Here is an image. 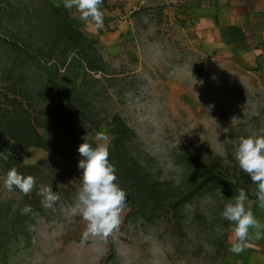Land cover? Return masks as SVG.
I'll return each mask as SVG.
<instances>
[{"label": "rangeland", "instance_id": "1", "mask_svg": "<svg viewBox=\"0 0 264 264\" xmlns=\"http://www.w3.org/2000/svg\"><path fill=\"white\" fill-rule=\"evenodd\" d=\"M101 9L97 28L63 0H0V264H264V208L234 159L264 128V0ZM98 131L126 201L117 230L84 239L78 146ZM11 167L30 193L5 188ZM241 188L260 227L236 254L220 213Z\"/></svg>", "mask_w": 264, "mask_h": 264}, {"label": "clouds", "instance_id": "2", "mask_svg": "<svg viewBox=\"0 0 264 264\" xmlns=\"http://www.w3.org/2000/svg\"><path fill=\"white\" fill-rule=\"evenodd\" d=\"M102 0H63L66 9H75L83 21L91 19L97 28L103 27ZM227 133L228 129H222ZM96 139L101 141L93 146L89 143L86 133L78 146L80 159L78 168L81 186L77 193L76 203L72 211L86 221L82 238L101 236L107 238L118 229L120 212L125 205L126 192L117 182L115 165L109 160L108 137L103 131L96 133ZM6 159V157H0ZM234 159L240 170L245 173L255 185V196L258 206L264 208V128L258 129L239 138L235 147ZM3 184L9 191L13 188L22 193H30L36 187L35 177L24 175L15 167L7 170ZM37 194L42 197L40 203L44 208H51L59 199L58 193L51 185L37 187ZM221 197L224 196L220 191ZM248 194L241 188L238 193L229 198L220 213L222 218L232 222L235 236L230 251L239 254L247 247L250 229H259L260 223L251 208L246 206ZM31 205L21 209L22 214L32 213ZM259 237L260 233H256Z\"/></svg>", "mask_w": 264, "mask_h": 264}]
</instances>
